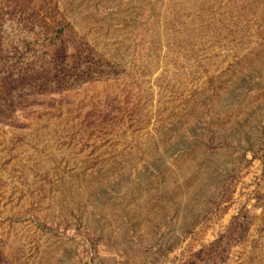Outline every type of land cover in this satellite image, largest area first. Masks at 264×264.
I'll list each match as a JSON object with an SVG mask.
<instances>
[{
	"label": "rangeland",
	"instance_id": "374dc122",
	"mask_svg": "<svg viewBox=\"0 0 264 264\" xmlns=\"http://www.w3.org/2000/svg\"><path fill=\"white\" fill-rule=\"evenodd\" d=\"M0 264H264V0H0Z\"/></svg>",
	"mask_w": 264,
	"mask_h": 264
}]
</instances>
